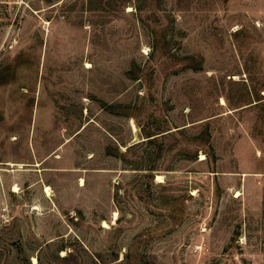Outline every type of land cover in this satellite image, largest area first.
I'll return each mask as SVG.
<instances>
[{
  "label": "rangeland",
  "instance_id": "rangeland-1",
  "mask_svg": "<svg viewBox=\"0 0 264 264\" xmlns=\"http://www.w3.org/2000/svg\"><path fill=\"white\" fill-rule=\"evenodd\" d=\"M0 264H264V0H0Z\"/></svg>",
  "mask_w": 264,
  "mask_h": 264
},
{
  "label": "bare ground",
  "instance_id": "bare-ground-1",
  "mask_svg": "<svg viewBox=\"0 0 264 264\" xmlns=\"http://www.w3.org/2000/svg\"><path fill=\"white\" fill-rule=\"evenodd\" d=\"M223 101V100H222ZM224 102V101H223ZM82 180V183H84V178H82L81 179ZM18 189V186L17 185H15V187H14V189L13 190H17ZM47 190H50V187L47 185ZM117 215H118V213H117V211L115 212V218H117ZM104 226H108V223L106 222V221H104Z\"/></svg>",
  "mask_w": 264,
  "mask_h": 264
}]
</instances>
